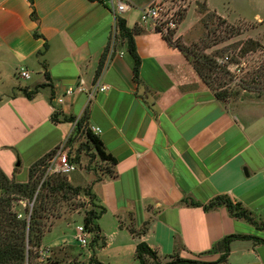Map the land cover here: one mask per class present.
Instances as JSON below:
<instances>
[{
	"label": "crops",
	"instance_id": "0c3cea01",
	"mask_svg": "<svg viewBox=\"0 0 264 264\" xmlns=\"http://www.w3.org/2000/svg\"><path fill=\"white\" fill-rule=\"evenodd\" d=\"M131 6L121 17L142 30L135 35L138 75L121 31L112 45L107 0H0V168L28 182L31 166L74 132L64 117L100 128L104 150L116 159L103 169L98 156L80 153L81 170L68 179L95 198L82 194L92 202L76 217L103 208L99 237L91 233L82 247L71 218H60L45 232L41 263L140 264L142 242L162 262L175 254L217 262L214 246L225 237L264 238L226 206L205 209L228 196L264 221V93L239 106L221 101L159 27L141 22L144 7ZM81 81L84 90L58 102ZM99 84L109 89L91 97ZM24 89L38 91L29 99ZM221 264H264V243L235 240Z\"/></svg>",
	"mask_w": 264,
	"mask_h": 264
},
{
	"label": "rangeland",
	"instance_id": "374dc122",
	"mask_svg": "<svg viewBox=\"0 0 264 264\" xmlns=\"http://www.w3.org/2000/svg\"><path fill=\"white\" fill-rule=\"evenodd\" d=\"M128 1L134 6L143 7L160 2L165 5V10L170 15L176 14L177 26L169 28L164 32L165 35L174 43L187 48L189 62L194 70L195 66L206 68L208 83L200 76L201 79L215 93L223 92L226 96L225 103L239 106L264 93V0ZM179 32V37H176ZM250 39L260 42L263 47L254 52L248 51L252 46L248 43ZM225 56L231 58L230 63L233 64L231 70L227 65L219 63V59ZM207 59H211L209 63ZM236 64L238 68L234 66ZM247 85H251V90ZM81 142L83 144L81 152L96 160L94 151L90 148L92 145H88L83 137L74 143L72 154L77 157ZM97 159V165L104 169V163ZM79 170L81 166L77 171ZM39 173L37 172V178L41 176ZM45 175L46 173L41 180ZM42 192L44 207L39 216L41 228L44 227L47 231L63 217L71 218L72 227L75 229L84 224L80 216L76 217L77 213L83 212L85 204L92 201H86L82 194L77 196L71 191L65 195L49 194L46 190ZM14 204V209L19 215L25 217L30 214L34 200L29 203L30 212L26 210V203L15 201Z\"/></svg>",
	"mask_w": 264,
	"mask_h": 264
},
{
	"label": "trees",
	"instance_id": "16d2710c",
	"mask_svg": "<svg viewBox=\"0 0 264 264\" xmlns=\"http://www.w3.org/2000/svg\"><path fill=\"white\" fill-rule=\"evenodd\" d=\"M119 28L121 30L122 37L128 41V50L134 58V71L138 75L141 59L138 56L135 35L140 33L142 30L138 27L130 29L127 25V21L124 18L118 19ZM165 39L175 47L179 48L190 61L189 55L187 54V48L185 46L176 44L172 39L166 35ZM252 44L250 52L257 51L263 46L260 42L250 39L249 42ZM211 59H207L209 63ZM211 65V64H210ZM209 65V66H210ZM103 63L100 66L102 69ZM195 70L199 76L203 77L205 82L208 83V74L206 68L195 66ZM251 90V85H247ZM253 90V89H252ZM256 90V89H255ZM37 90L28 91L24 89L25 95L29 99H33ZM259 91V90H258ZM262 93V92H260ZM216 96L223 102H226V96L222 92H217ZM54 119L56 120L55 116ZM64 120L75 122L77 119L73 117H64ZM86 119L82 118L77 121L74 132L67 140L68 146L74 145L75 142L79 141L81 137L86 139V142L90 146L91 150L94 151V155L98 156L102 162H107L110 165L116 164V159L107 154L104 150L102 142L99 136L93 134L91 130H87ZM82 140V139H81ZM82 142L78 149V155L75 158L77 163L80 162V153L82 149ZM51 153L47 154L40 160L36 161L30 168L29 181L25 183L16 182L10 179L7 174L0 168V264H54L51 262V258H48L46 262H39L44 251L41 246L45 235V228H41L42 222L39 220L41 215V209L44 207L43 192L47 191L49 194L64 195L69 191L73 192L74 195L85 194L93 201L95 196L91 191L90 187L74 186L69 181L68 177L63 175L52 174L41 183L43 175L46 173V167L48 158ZM37 172H40L37 178ZM36 196V198H35ZM34 200V205L31 210V214L23 217L14 209V202H26L28 212L29 203ZM226 206L230 214L235 218L245 219L251 222L258 231H264V221L258 223L248 211L243 209L240 204L234 203L228 196H217L212 202L205 206L207 211ZM98 210H97V209ZM104 212L103 208L95 205V208L88 211L84 218L85 228L95 234V238L99 237L100 228L96 224V220L99 219L100 215ZM146 231V227L143 230ZM252 240L261 241L264 243V238H259L254 235H230L225 237L223 240L218 242L214 249L221 252V257L217 262H204L198 260H187L181 258L179 255H173L171 260L168 262H162L157 252L154 251L146 242H142L137 246V259L140 264H149L150 261L155 264H221L226 261L231 251V243L235 240ZM51 252L53 250L51 249ZM93 264H102L99 261L92 260Z\"/></svg>",
	"mask_w": 264,
	"mask_h": 264
},
{
	"label": "built area",
	"instance_id": "2783aa9c",
	"mask_svg": "<svg viewBox=\"0 0 264 264\" xmlns=\"http://www.w3.org/2000/svg\"><path fill=\"white\" fill-rule=\"evenodd\" d=\"M107 1L115 19L114 28H113L114 34L112 40V45H114L116 36L121 31L119 28L118 19L121 18L122 14L130 11L132 6L128 0H107ZM175 16L176 14L170 15L168 11L165 10L164 4L157 2V4L149 5L141 10L140 20L142 23L151 22L156 27H159V29L162 32H166L168 31L169 28L173 29L177 26L178 19ZM230 61H231L230 56H225L219 59L220 64L224 66L227 65L228 69L231 70L233 64L230 63ZM234 66L237 68L239 67L237 64ZM19 75L21 78L24 79L31 78V75L26 68H21L19 71ZM83 84L84 82L81 81L76 88L69 87L65 91L64 95L58 99V102L63 103L65 98L73 96L76 90H80V91L84 90V87L82 86ZM108 89L109 86L107 84H99L95 87V89L92 92H90V96L91 97L94 96L96 92H105ZM77 121L78 120L75 121V126L77 125ZM86 129L91 130V132L97 136H99L102 133V130L96 126L88 125ZM72 153H73V147L68 146L67 141L61 144L59 148L52 151L50 157L48 158L46 175L45 178L42 180V183L47 179L49 175L52 174L69 176L72 173L76 172L80 167V162L77 163L75 161L76 156H74ZM89 236H90V232L85 228L84 224L79 225L77 227V242L82 247H86L89 245V240H88ZM46 255H48V250L46 251L44 250L42 252L41 258L43 259L46 258Z\"/></svg>",
	"mask_w": 264,
	"mask_h": 264
}]
</instances>
